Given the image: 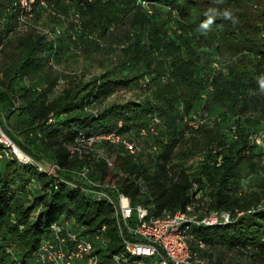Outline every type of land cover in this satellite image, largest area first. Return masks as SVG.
Instances as JSON below:
<instances>
[{
	"label": "trees",
	"instance_id": "obj_1",
	"mask_svg": "<svg viewBox=\"0 0 264 264\" xmlns=\"http://www.w3.org/2000/svg\"><path fill=\"white\" fill-rule=\"evenodd\" d=\"M45 1L36 4L34 20L42 21L46 12L48 32L27 34L18 58L1 71L0 117L25 152L59 167L48 175L0 156V264H51L36 258L41 244L55 239V224L93 240L99 264H115L114 255L126 252L114 209L71 184L85 165L94 179L116 183L134 205L157 215L193 201L201 216L229 213V221L193 227L196 257L226 264L220 256L228 251L264 264V146L250 140L252 132H264V7L254 9L248 0H145L148 7L139 0ZM0 7L15 29L12 0H0ZM56 26L63 32L53 34ZM223 49L229 55L222 56ZM61 50L83 53L100 71L59 75ZM215 55L223 65L216 71ZM61 82L68 84L52 95ZM125 89L142 94L101 107ZM199 100L202 113L216 111L217 120L192 129L185 117L190 120ZM153 117L161 120L162 136L144 140L153 152L149 160L106 141L97 147L118 156L113 166L101 156L71 151L80 132L139 137ZM202 134L206 148L198 162H176L178 154H201L195 138ZM184 139L195 143L177 152ZM252 174L261 182L244 185ZM213 250L220 253L217 259Z\"/></svg>",
	"mask_w": 264,
	"mask_h": 264
},
{
	"label": "built area",
	"instance_id": "obj_2",
	"mask_svg": "<svg viewBox=\"0 0 264 264\" xmlns=\"http://www.w3.org/2000/svg\"><path fill=\"white\" fill-rule=\"evenodd\" d=\"M45 5V0H12V6L15 10V22L17 30H27L36 26L35 12L36 4ZM144 6L148 7V2L139 0ZM61 21L64 16H61ZM78 28L79 13L72 14ZM46 32H48L46 30ZM63 30L61 26H56L53 34H60ZM264 36V32L262 33ZM76 40V37H73ZM77 47H80L77 44ZM213 69H221L222 62L219 55L213 56ZM165 80V76L163 77ZM212 86L208 90L212 91ZM207 115L199 118L194 113L189 121L192 129L198 128L205 123ZM161 120L159 117H153L151 120L139 129V137L124 135L117 131L102 133L96 135H87L80 132L77 136V143L71 151L80 156L89 153L96 154L100 149L97 144L109 142L118 147L124 148L125 152L131 155H137L144 149L141 138L159 137L161 135ZM121 126V123H120ZM162 136V135H161ZM252 143L264 146V132H252L250 135ZM0 147L2 154L10 159H15L19 163L35 166L39 171L52 174L56 172L58 165H46L25 152L6 132L0 117ZM156 147H154L155 149ZM99 149V150H98ZM153 149V150H154ZM95 151V152H90ZM101 151V150H100ZM87 152V153H86ZM93 156V155H90ZM95 156V155H94ZM103 157L110 166L115 161L112 156L107 154L99 155ZM77 179L73 180L72 185L80 186L83 191L97 200L107 202L113 209L116 217L117 226L125 253L114 255L115 264H207L205 259L197 258L193 252L190 240L194 238L192 233L196 225H215L220 220L229 221L230 214L226 212L210 211L202 216L197 212L198 203L193 201L184 208L174 212H165L157 215L150 208L143 205H134L130 196L122 192L116 183H106L94 179L91 176V168L87 165L77 171ZM196 197H200L197 184H195ZM55 239L45 241L41 244L37 252V260L51 264H99V254L96 251L95 242L76 231H64L61 225L55 224ZM67 242H70L69 246ZM200 246H204L203 243Z\"/></svg>",
	"mask_w": 264,
	"mask_h": 264
},
{
	"label": "rangeland",
	"instance_id": "obj_3",
	"mask_svg": "<svg viewBox=\"0 0 264 264\" xmlns=\"http://www.w3.org/2000/svg\"><path fill=\"white\" fill-rule=\"evenodd\" d=\"M248 1L252 2L254 9L258 8L257 5H261L262 7H264V0H248ZM46 17H47V13L44 12L41 18L42 21L36 22L37 23V24L35 23L36 26H34L33 28H29L27 30L20 31V30H17L16 28L14 29V25L11 24L10 20H7V18L4 17L3 9L0 7V36H3L2 39L0 40V79H1V71L4 68V66L16 60L18 56L20 55V49H21L20 40H22L23 38H26L27 34H29L30 32L43 33L46 30H48L51 22L49 20L44 19ZM62 28L66 32V30H68V25H63ZM62 45L67 46L68 44L65 42H62ZM103 46L106 47L105 44H103ZM222 51H223L222 56L228 54L226 49H223ZM94 55L98 56L97 54H94ZM56 65L58 67L57 69L59 71L58 73L61 76L66 73H69L68 76H73V72L75 71L77 72L83 71V73L86 72V73H89L90 75L95 74L100 71V69L94 65V62L87 59L83 53L82 54L74 53V51L67 53L64 50H61L59 55L57 56ZM221 68H223V65L221 66ZM60 78H63V77H60ZM62 82L58 83L52 95H58L59 93H61L62 88L68 84V82L67 83H62ZM140 94H142V92L138 89L137 90L135 89L121 90L117 92L115 95L108 98L105 102H103V105H101V107L103 106L107 107L111 105L112 103H125L127 101L136 100L137 96ZM203 108H204L203 103L201 100H199V103L194 109L196 111L195 113L198 114L199 118L204 117V115H201V114L207 115L208 117H206L205 122L207 123L208 126L213 125L215 121L217 120L216 111L215 112L205 111V113H202V111H204ZM198 112L201 114H199ZM4 118H5V115L3 116V120ZM3 122L5 124V120ZM131 135L132 137H134L133 135H136V133L131 134ZM195 139L198 140L197 144H200L198 145V150L201 151V149L203 148V145L200 142L203 143L204 140L206 141L207 136L205 134H202L201 136ZM144 140L145 138H141L140 140L141 142L143 141V146H144V149H142L140 153L142 152L141 156L144 157L143 159L149 160L151 156L153 155V152L151 153L152 150H147L146 146L144 145V142H145ZM194 143L195 142L194 141L192 142L191 139H184L181 141L179 140V142L177 143L178 145L176 147L177 152H180V150H183L184 148L185 149L189 148ZM205 148L206 147L202 149L201 154L198 152L199 154L192 155V156L191 155L178 156L179 154L177 153L178 155L176 157V162L183 164L185 167L194 166L198 162V159L202 157V152L204 151ZM90 152H95V151H90ZM95 153L96 154L89 153L87 155H93V157H96V158L100 157L98 156V154L102 155V151L100 150ZM117 158H118L117 155L112 156L113 161H115V159ZM260 180H261V177L259 176L257 177V174H252L248 176V179H245L243 183L244 185L248 184V186H252L253 184L256 185L257 181L261 182ZM213 251H214L213 258L217 259L220 253L219 251H216V250H213ZM220 257H222L223 262L226 264H250L251 262L247 256L238 254L236 252L228 253V251H224L222 252Z\"/></svg>",
	"mask_w": 264,
	"mask_h": 264
}]
</instances>
